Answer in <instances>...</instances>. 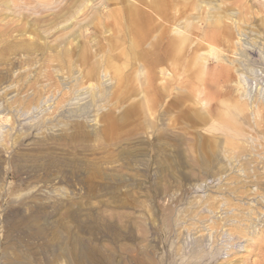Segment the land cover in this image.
I'll use <instances>...</instances> for the list:
<instances>
[{"label": "rangeland", "instance_id": "1", "mask_svg": "<svg viewBox=\"0 0 264 264\" xmlns=\"http://www.w3.org/2000/svg\"><path fill=\"white\" fill-rule=\"evenodd\" d=\"M121 2L156 8L0 0V264H264V0L154 11L145 42L234 33L212 110L149 68Z\"/></svg>", "mask_w": 264, "mask_h": 264}, {"label": "crops", "instance_id": "2", "mask_svg": "<svg viewBox=\"0 0 264 264\" xmlns=\"http://www.w3.org/2000/svg\"><path fill=\"white\" fill-rule=\"evenodd\" d=\"M121 4L122 7L121 9L118 10V12H120V14L123 15L125 14L127 16H130L129 18L130 23L136 26L137 28L140 27L138 28L140 31L142 32L144 31L143 43H148L151 46V50L147 48L148 50L145 51V53L151 54L150 59L147 60L148 66L151 70H153L158 74L166 70L169 75H175L176 78L175 84H177L175 88L178 91L179 90L184 91L185 93L186 91L190 92L191 99L196 101V103L198 104H202L208 110L214 109V106L215 108L218 107L219 104H221L224 100L230 97L231 92L233 90V86L236 84L235 83L236 75H237L236 70L233 67V65L230 64L228 61L224 59L215 58L213 51L210 49V47L214 45H216V48L218 49L217 46L222 42L220 36L221 34L219 33L218 30H215L213 32L211 31L210 34L209 31H203L201 35L202 38L201 37H200L201 39L194 38L195 40H193V38L190 37L189 35H186L183 31H179V30L174 31L176 33H174L173 36H169V39L167 40V42H165L164 46L162 44H159L158 42H145L148 41L149 38L153 35L152 34L153 31L159 29L160 27V23L157 22L158 19L156 18V14L154 13V11H156V8H152V11H149L143 8L132 7L128 4H125L124 2H121ZM161 29L163 33L162 35L168 34L169 29L167 27ZM183 35H185V37H183ZM212 35L214 36L216 35V38L218 37L217 39L219 40H216L218 41L217 42L218 44L216 43V41L210 40L209 36L212 37ZM173 37L174 39H172ZM214 42L215 44L212 45ZM202 47H206V48L203 49ZM154 48H158V50L152 51V49ZM165 48H168L169 52L171 51L172 55L164 56L163 50ZM205 49L207 50L204 52ZM199 52L203 54H198ZM159 54L162 55L161 61L156 60ZM210 54L212 55L210 56ZM206 55H209L210 57L209 56L207 57ZM197 62H198V66L196 65ZM189 72L192 74H190ZM193 72H195V74H193ZM208 80H210L209 81L210 83H208Z\"/></svg>", "mask_w": 264, "mask_h": 264}, {"label": "bare ground", "instance_id": "3", "mask_svg": "<svg viewBox=\"0 0 264 264\" xmlns=\"http://www.w3.org/2000/svg\"><path fill=\"white\" fill-rule=\"evenodd\" d=\"M164 1H165V0H156V4H155L156 9H158V10L161 9V7H162L163 4H164ZM177 1H178V0H177ZM199 1H200V0H199ZM251 1H252V0H251ZM185 2H187V1H185ZM248 2H249V1H248ZM255 2H256V1H255ZM259 2H260V1H259ZM175 4H176V2H175ZM188 4H189V3H188ZM191 4H192V3H191ZM211 4H212V3H211ZM253 4H254V3H253ZM185 5H186V4H185ZM185 5H184V6H185ZM198 5H199V4H198ZM201 5H202V4H201ZM225 5H226V4H225ZM225 5H224V6H225ZM229 5H230V4H229ZM229 5L227 4V6H229ZM251 5H252V4H251ZM257 5H258L260 8H264V4H257ZM212 6H213V5H212ZM185 7H186V6H185ZM226 8H227V7H225V9H226ZM230 9H231V8H230ZM247 9H248V7H247ZM247 9H246V10H247ZM194 10H195V6H194ZM199 10H200V9H199ZM209 10H211V9H209ZM223 10H224V9H223ZM246 10H244V11L246 12ZM204 11H205V10H204ZM247 11H248V10H247ZM197 12H198V11H197ZM200 12H201V10H200ZM249 12H250V11H249ZM194 13H195V12H194ZM210 13H211V15H212V11H210ZM229 13H230V12H229ZM243 13H244V12H243ZM215 14H217V13H215ZM232 14H233V13H232ZM249 14H250V13H249ZM161 15H162V14H161ZM217 15H218V14H217ZM226 15H228V14H226ZM234 15H235V14H234ZM262 15H263V14H262ZM228 16H229V15H228ZM243 16H244V15H243ZM164 17H165V16H164ZM207 17H208V14H207ZM229 17H232V16H229ZM234 17H235V16H234ZM189 18H190V16H189ZM211 18H212V17H211ZM215 18H216L218 21H220V23L223 21V19H220L221 17L218 19V17L215 16ZM239 18H240V17H239ZM242 18H243V17H242ZM159 19H160V18H159ZM159 19H158V20H159ZM200 19H201V18H200ZM200 19H199V20H200ZM212 19H213V18H212ZM216 19H215V20H216ZM229 19H230V18H229ZM240 19H241V18H240ZM246 19H248V18H246ZM158 20H157V22H158ZM191 20H192V19H191ZM217 20H216V22H217ZM225 20H226V19H225ZM160 21H162V20H160ZM210 21H211V20H210ZM212 21H213V20H212ZM230 21H231V20H230ZM230 21H229V22H230ZM232 21H233V20H232ZM245 21H246V20H245ZM224 22L226 23V21H224ZM229 22H228V23H229ZM170 23H171V22H170ZM214 23H215V22H214ZM217 23H218V22H217ZM225 23H224V24H225ZM235 23H236V22H235ZM238 23H240V22H238ZM165 24H166V23H165ZM231 24H232V23H231ZM163 25H164V24H163ZM178 25H179V24H178ZM235 25H236V24H235ZM240 25H241V24H240ZM165 26H166V25H165ZM216 26L219 27L218 25H216ZM236 26H237V25H236ZM222 28H223V27H222ZM226 28H230V27H229V24H228V25L226 24ZM237 28L239 29L238 26H237L235 29H237ZM209 29H210V28H209ZM235 29H234V30H235ZM238 29H237V30H238ZM241 29H242V28H241ZM188 30H189V28H188ZM202 30H203V29H202ZM243 30H244V28H243ZM194 31H195V30H194ZM187 32H188V31H187ZM201 32H202V31H201ZM210 32H211V30H210ZM210 32H209V34H210ZM212 32H213V31H212ZM216 32H217V31H216ZM239 32H241V31L239 30ZM239 32H237V33H239ZM194 33H195V32H194ZM237 33H236V34H237ZM185 34H186V33H185ZM232 34L234 35V33L231 31V28H230L229 30L223 28V30H222V32H221V35H220V36H221L222 43L225 44V43L229 42V41L232 39ZM244 34H245V33H244ZM192 35H193V34H192ZM239 35H243V33H242V34H239ZM246 35H247V34H246ZM177 36H178V35H177ZM183 37H185V35H183ZM203 37H204V35H203ZM177 38H178V37H177ZM201 38H202V37H201ZM201 38H200V39H201ZM209 38H210L211 41L219 40V39H217L218 37L216 38V35H215V36L212 35V37L209 36ZM219 38H220V37H219ZM164 39H165V38H164ZM172 39H174V37H173ZM180 39H181V37H180ZM186 39H187V38H186ZM189 39H190V38H189ZM198 39H199V38H198ZM239 39H240V38H239ZM239 39H238V40H239ZM183 40H184V39H183ZM193 40H195V39H193ZM207 40H208V39H207ZM171 41H172V40H171ZM236 41H237V40H236ZM239 41H240V40H239ZM180 42H181V41H180ZM217 42H218V41H216V43H217ZM240 42H241V41H240ZM240 42L238 43L239 45H240ZM169 43H170V42H169ZM201 43H203V42H201ZM210 43H211V42H210ZM234 43H236V42H234ZM167 44H168V43H167ZM194 44H195V42H194ZM205 44H206V43H205ZM214 44H215V42H214L212 45H214ZM217 44H218V43H217ZM238 44H237V45H238ZM182 45H183V44H182ZM242 45H243V44H242ZM169 46H170V45H169ZM198 46H199V45H198ZM200 46H201V44H200ZM206 46H207V45H206ZM209 46H210V45H209ZM214 46H215V47H214ZM214 46L210 47V49L213 51V53H214V55H215V58H218V59H225V57H224L225 54L223 55V53H222L223 51L221 52L219 49L216 48V45H214ZM223 46H224V45H223ZM228 46H229V44H228ZM231 46H232V45H231ZM240 46H241V45H240ZM240 46H239V47H240ZM179 47H180V46H179ZM187 47H188V46H187ZM195 47H197V46H195ZM226 47H227V46H226ZM236 47H238V46H236ZM202 48L204 49V48H206V47H202ZM191 49H192V48H191ZM208 49H209V48H208ZM221 49H223V48H221ZM227 49H228V48H227ZM230 49H231V48H230ZM198 50H199V49H198ZM198 50H197V51H198ZM206 50H207V49H205L204 52H205ZM225 50H226V48H225ZM237 50H238V49H237ZM237 50H236V51H237ZM181 51H182V50H181ZM236 51H235V53H236ZM243 51H244V50H243ZM245 51H246V50H245ZM245 51H244V53H246ZM163 52H164V56H165V55H166V56H168V55H169V56L172 55V54H171V51L169 52V49H168V48H165V49L163 50ZM194 52H195V51H194ZM209 52H210V51H209ZM232 52H233V51H232ZM237 52H238V51H237ZM206 53H207V52H206ZM238 53H239V52H238ZM241 53H242V52H241ZM244 53H243V54H244ZM198 54H203V53H200V52H199ZM207 54H208V53H207ZM181 55H182V53H181ZM183 55H184V54H183ZM211 55H212V54H210V56H211ZM214 55H213V56H214ZM226 55H228V54H226ZM244 55H245V54H244ZM206 56L208 57L209 55H206ZM210 56H209V57H210ZM245 56H246V55H245ZM177 57H178V56H177ZM188 57H189V56H188ZM233 57H234V56H233ZM161 58H162V55L159 54V56L157 57L156 60H157V61H160V60H162ZM186 58H187V57H186ZM189 58H190V57H189ZM191 58H192V57H191ZM194 58H195V57H194ZM204 58H205V57H204ZM189 60H190V59H189ZM194 60H195V59H194ZM197 60H198V59H197ZM197 60H196V61H197ZM227 60H228V59H227ZM232 60H233V59H232ZM196 61H194V62H196ZM208 62H209V61H208ZM192 63H193V62H192ZM205 63H206V62H205ZM231 63H232V65H234V64H233L234 61L231 62ZM231 63H230V64H231ZM194 64H195V63H194ZM189 65H190V64H189ZM192 65H193V64H192ZM196 65L198 66V62L196 63ZM225 66H226V65H225ZM225 66H224V67H225ZM189 67H190V66H189ZM201 67H202V66H201ZM220 67H221V66H220ZM225 69H226V68H225ZM188 70H189V69H188ZM232 70H233V69H232ZM219 71H220V70H219ZM224 71H225V70H224ZM229 71H230V70H229ZM190 72H191V71H190ZM190 72H189V73H190ZM196 72H197V71H196ZM217 72H218V71H217ZM223 73H224V72H223ZM228 73H229V72H228ZM228 73H227V74H228ZM190 74H192V73H190ZM193 74H195V72H193ZM199 74H200V73H199ZM216 74H217V73H216ZM240 74H241V73H240ZM242 74H243V73H242ZM242 74H241V75H242ZM226 76H227V75H226ZM243 76H244V75H243ZM214 77H215V76H214ZM212 78H213V76H212ZM212 78H211V79H212ZM216 78H217V77H216ZM2 79H3V78H2ZM207 79H208V78H207ZM209 81H210V80H208V83H210ZM211 81H212V80H211ZM215 81H216V80H215ZM235 83H236V81H235ZM235 83H233V84H235ZM214 84H215V83H214ZM19 86H20V85H19ZM207 87H208V85H207ZM219 87H220V86H219ZM209 90H210V87H209ZM238 101H239V100H238ZM261 102H262V101H261ZM261 104H262V103H261ZM219 105H220V104H219ZM214 107H215V106H214ZM212 108H213V105H212ZM216 108H217V107H216ZM217 112H218V111H217ZM256 112H257V111H256ZM203 113H204V112H203ZM193 121H194V120H193ZM197 121H198V120H197ZM253 128H254V127H253ZM254 130H255V129H254ZM237 131H238V129H237ZM244 145H245V144H244ZM251 145H252V144H251ZM253 146H254V145H253ZM252 148H254V147H252ZM248 151H249V150H248ZM240 153H241V152H240ZM233 160H234V159H233ZM251 160H252V159H251ZM251 160H250V161H251ZM247 163H248V162H247ZM250 163H251V162H250ZM242 164H244V163H242ZM244 168H245V167H244ZM240 169H241V168H240ZM246 172H247V171H246ZM252 172H253V171H252ZM250 174H251V173H250ZM254 174H255V173H254ZM257 175H258V174H257ZM258 176H260V175H258ZM262 176H263V175H262ZM252 177H253V176H252ZM260 177H261V176H260ZM261 178H262V177H261ZM263 179H264V178H263ZM248 180H249V179H248ZM257 180H259V179L257 178ZM243 182H244V181H243ZM240 183H241V182H240ZM238 184H239V183H238ZM243 184H244V183H243ZM260 184H262V183H260ZM241 185H242V183H241ZM242 186H244V185H242ZM235 188H236V187H235ZM238 188H239V187H238ZM238 188H237V190H238ZM239 190H240V189H239ZM235 192H237V191H235ZM239 192H240V191H239ZM232 193H234V192H232ZM246 193H247V192H246ZM256 193H257V192H256ZM237 194H238V193H237ZM251 194H252V193H251ZM237 196H240V195H237ZM244 196H245V195H244ZM247 196H249V195H247ZM241 198H242V197H241ZM255 212H256V211H255ZM242 213H243V212H242ZM256 213H258V212H256ZM245 214H247V212H246ZM245 214H243V215H245ZM248 214H249V213H248ZM248 214H247V216H248ZM254 214H255V213H254ZM238 215H239V214H238ZM241 216H242V215H241ZM245 216H246V215H245ZM251 216H252V215H251ZM251 216H250V217H251ZM256 216H257V215H256ZM259 216H260V215H259ZM248 218H249V217H248ZM257 218H258V217H256V219H257ZM233 219H234V218H233ZM233 219H232V220H233ZM244 219H245V218H244ZM249 219H250V218H249ZM238 220H239V219H238ZM238 220H237V222H238ZM260 220H261V219H260ZM234 221H235V220H234ZM242 221H243V220H242ZM245 221H246V220H245ZM201 222H202V221H201ZM212 222H213V221H212ZM247 222H248V221H247ZM247 222H246V223H247ZM250 222H253V221H250ZM255 222H256V220H255ZM214 223H215V222H214ZM253 223H254V222H253ZM215 224H216V223H215ZM249 226H250V223H249ZM214 227H215V226H214ZM241 227H242V226H241ZM243 227H245V226H243ZM243 227H242V228H243ZM211 228H212V227H211ZM242 228H241V229H242ZM252 228H253V227H252ZM252 228H251L250 230H252ZM237 229H239V228H237ZM243 229H244V228H243ZM237 231H238V230H237ZM240 231H241V230H240ZM240 231H239V232H240ZM240 233H241V232H240ZM249 234H250V233H249ZM242 235H243V234H242ZM245 235H246V234H245ZM210 238H211V237H210ZM242 238H243V237H242ZM237 239H238V238H237ZM239 239H240V238H239ZM214 240H215V239H214ZM231 240H234V239H231ZM243 240H244V239H243ZM230 242H231V241H230ZM232 246H233V245H232ZM239 246H240V245H239ZM195 247H196V245H195ZM199 247H200V246H199ZM233 247H234V246H233ZM234 248L236 249V247H234ZM241 248H242V247H241ZM201 249H202V248H201ZM203 251H204V250H203ZM196 252H197V250H196ZM201 252H202V251H201ZM204 254H205V253H204ZM207 254H208V253H207ZM201 255H202V254H201ZM196 256H197V255H196ZM197 257H198V256H197ZM195 258H196V257H195ZM213 259H214V258H213ZM196 260H197V259H196ZM191 263H192V262H191ZM204 263H205V262H204Z\"/></svg>", "mask_w": 264, "mask_h": 264}]
</instances>
